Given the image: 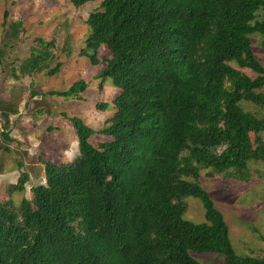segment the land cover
Listing matches in <instances>:
<instances>
[{
  "label": "trees",
  "instance_id": "16d2710c",
  "mask_svg": "<svg viewBox=\"0 0 264 264\" xmlns=\"http://www.w3.org/2000/svg\"><path fill=\"white\" fill-rule=\"evenodd\" d=\"M70 2L76 9L101 2L89 15L82 56L104 63L100 91L108 80L119 91L112 104L96 105L114 116L95 130L63 114L79 153L72 161L42 160L46 182L30 198L17 205L13 197L26 192L31 176L24 171L0 200V264H202L201 255L264 264V250L237 252L223 213L199 182L205 170L249 182L250 165L264 164V64L253 51L254 37L264 47V0ZM8 18L6 39L20 42L23 23ZM10 47L0 49L6 80L59 74L61 63L51 68L54 40L38 39L30 58L8 73L2 57ZM103 48L111 56L101 60ZM89 87L81 80L51 95L84 101ZM19 112L17 102L0 98L1 119ZM10 134H1L4 154L13 153ZM97 136L105 139L95 144ZM188 198L202 202L204 223L185 218Z\"/></svg>",
  "mask_w": 264,
  "mask_h": 264
},
{
  "label": "rangeland",
  "instance_id": "374dc122",
  "mask_svg": "<svg viewBox=\"0 0 264 264\" xmlns=\"http://www.w3.org/2000/svg\"><path fill=\"white\" fill-rule=\"evenodd\" d=\"M101 2L89 3L76 9L70 0H0V49L6 43L10 49L5 51L3 61L6 72L29 59L32 48L37 46L38 39L55 41V60L51 68L62 64L58 75L49 77L45 73L25 77L21 81L13 78L6 80L0 66V98L19 104L20 112L12 116L9 122L0 117V140L5 130L15 140L11 147L12 154H4L0 150V165L5 174H0V200L8 198V192L18 184L22 173L30 174L31 180L24 194L13 195L18 205L23 197L30 198L32 188L45 184L44 170L41 161H72L78 155V142L72 124L63 114L82 118L88 126L100 130L110 126L114 111L102 112L97 104L109 102L119 93L112 82L105 83L100 91L101 80L97 75L105 68L91 64L87 55L82 56L86 48V40L90 30L87 26L89 15L100 8ZM9 13V24L22 22L24 34L20 42L6 39L7 28L4 27L6 13ZM16 45V47H13ZM253 51L257 59L264 64V47L262 38H253ZM106 48L100 52L99 58L110 57ZM12 63H15L14 66ZM244 73L254 78L255 74L247 69ZM90 84L84 101L65 100L51 95L52 92L68 90L78 81ZM251 110L254 105L249 106ZM105 138L97 136L95 144ZM25 165L24 170L18 166ZM250 170L255 174L249 182L228 179L223 175H214L208 170L202 171L200 184L209 192L218 209L223 213L230 227L232 241L240 254L262 255L264 250V164L252 163ZM188 210L185 218L195 224L205 222V210L200 200L186 199ZM261 253V254H260ZM202 264H222L223 260L216 255L196 256Z\"/></svg>",
  "mask_w": 264,
  "mask_h": 264
}]
</instances>
